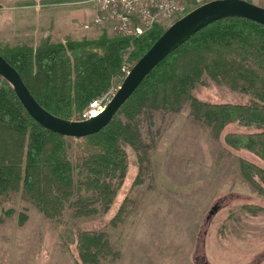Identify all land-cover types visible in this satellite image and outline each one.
I'll list each match as a JSON object with an SVG mask.
<instances>
[{
    "label": "trees",
    "instance_id": "1",
    "mask_svg": "<svg viewBox=\"0 0 264 264\" xmlns=\"http://www.w3.org/2000/svg\"><path fill=\"white\" fill-rule=\"evenodd\" d=\"M163 32L153 27L134 39L106 33L97 39L64 43L41 39L36 48L3 49L0 55L42 108L63 120L76 117L80 121L79 115L110 88L122 65H133ZM205 80L247 94L253 101L199 102L192 92ZM185 105L189 116L218 138L227 125L245 128L225 132V144L264 161V26L227 17L196 31L145 76L106 127L74 139L72 155L69 140L73 138L34 121L12 86L0 77V199L19 192L23 201L53 221L65 212L78 218L108 211L127 172L125 147L135 152L139 163L144 150L137 134L120 117L132 121L144 111L176 114ZM240 172L264 196V170L242 158ZM130 204L128 198L121 203L112 225L122 220ZM75 251L82 264H99L112 252L105 235L96 231L78 232Z\"/></svg>",
    "mask_w": 264,
    "mask_h": 264
},
{
    "label": "rangeland",
    "instance_id": "2",
    "mask_svg": "<svg viewBox=\"0 0 264 264\" xmlns=\"http://www.w3.org/2000/svg\"><path fill=\"white\" fill-rule=\"evenodd\" d=\"M76 2L83 6L87 0ZM250 2L264 8V0ZM52 6H44V0H0V51L36 48L41 39L64 43L106 33L50 41L43 36L38 10ZM133 65L124 63L104 94L118 89ZM205 81L192 92L199 102L253 101L247 94ZM120 118L137 134L144 150L139 163L135 152L125 147L127 172L109 210L78 218L65 212L53 221L23 201L19 192H10L0 199V264H82L75 251V236L81 231L105 235L112 252L99 264H264V196L243 180L240 160L262 170L264 161L247 150L229 148L223 140L225 132L246 129L227 125L218 138L189 116L188 105L176 114L144 111L132 121ZM75 143L69 140L70 155ZM126 198L130 207L112 225Z\"/></svg>",
    "mask_w": 264,
    "mask_h": 264
},
{
    "label": "water",
    "instance_id": "3",
    "mask_svg": "<svg viewBox=\"0 0 264 264\" xmlns=\"http://www.w3.org/2000/svg\"><path fill=\"white\" fill-rule=\"evenodd\" d=\"M227 17H240L264 26V8L246 0H213L193 9L164 30L131 67L105 110L86 121H66L47 112L35 101L17 71L1 55L0 77L12 86L22 107L40 126L60 136L79 139L106 127L145 76L174 48L202 27Z\"/></svg>",
    "mask_w": 264,
    "mask_h": 264
},
{
    "label": "built area",
    "instance_id": "4",
    "mask_svg": "<svg viewBox=\"0 0 264 264\" xmlns=\"http://www.w3.org/2000/svg\"><path fill=\"white\" fill-rule=\"evenodd\" d=\"M210 1L213 0H87L95 12L91 19L81 20L79 27L83 31L100 28L114 37L134 39L153 27H169L193 9ZM130 69L126 70L124 79ZM118 89L92 100L79 115L80 121L101 114Z\"/></svg>",
    "mask_w": 264,
    "mask_h": 264
},
{
    "label": "crops",
    "instance_id": "5",
    "mask_svg": "<svg viewBox=\"0 0 264 264\" xmlns=\"http://www.w3.org/2000/svg\"><path fill=\"white\" fill-rule=\"evenodd\" d=\"M37 1L39 0H33V2ZM76 1L81 2L82 0H63L62 3L64 4H55L54 0H44V6H55H52L47 10L37 9L39 12L42 11L41 21L43 22L42 28L44 29L43 36L48 37L52 42H56V37H59L60 39L58 40H61V42H63L67 38L80 39L83 36L92 34V32H102V29L100 28H94L91 31H83L79 27V22L81 21L80 19L92 18L95 10L91 3H86L85 5L82 4L83 6H80ZM74 2L76 4H74ZM62 5L64 7H62ZM58 8L64 9L58 10Z\"/></svg>",
    "mask_w": 264,
    "mask_h": 264
}]
</instances>
